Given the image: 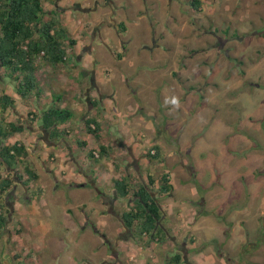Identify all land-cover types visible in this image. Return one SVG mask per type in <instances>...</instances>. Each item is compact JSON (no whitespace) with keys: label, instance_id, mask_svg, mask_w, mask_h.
I'll use <instances>...</instances> for the list:
<instances>
[{"label":"rangeland","instance_id":"rangeland-1","mask_svg":"<svg viewBox=\"0 0 264 264\" xmlns=\"http://www.w3.org/2000/svg\"><path fill=\"white\" fill-rule=\"evenodd\" d=\"M188 1L99 0L94 11H85L80 0H61L62 6L58 0L44 2L45 10L74 41L66 46L65 63L41 65L34 92L23 98L14 93L15 81L0 69V93L5 89L17 105H26L32 122L48 104L70 109L74 93L81 105L75 122L79 117L82 121L80 128L71 122L73 137L87 140L80 145L66 137L70 146L83 152L73 157L85 158L80 164L87 172L83 174H90L94 161L109 167L102 176L107 181L84 177L93 185H85L83 191L71 188V195L66 179L49 189L41 179L18 185L16 192L29 191L26 195L34 205L29 212L22 208L14 213L10 228L13 223L20 230L7 252L23 246L29 252L23 264L111 260L102 234L114 241L122 228L117 218L131 206V193L114 201L112 214L106 212L101 195L111 194L109 179L122 169L131 177L130 192L147 184L160 208L157 224L166 231L151 239L128 229L125 240L115 245L122 264H166L174 253L181 257L176 243H182L185 259L192 264H264V0H198V7ZM93 2L87 1L89 7ZM49 16L45 13L43 18ZM87 54L89 60L82 62ZM96 54L107 58L99 63ZM94 69L99 76L90 81L87 74ZM100 76H109V89L115 88L110 110L119 131L113 133V118L105 117L107 99ZM87 92L93 105L90 99L83 101L82 93ZM84 117L99 123L101 134L92 142ZM99 144L109 149L108 157H96ZM153 146L158 151L155 158L146 155L154 153ZM57 148L48 152L55 155ZM34 157L28 168L41 169ZM162 174L171 186L166 193L158 191ZM70 178L79 180L77 175ZM37 185L43 193L33 190ZM202 212L205 225L198 220ZM192 222L198 228L192 229ZM235 232L239 235L230 240ZM245 238L255 245L242 248ZM0 257L4 258L1 249Z\"/></svg>","mask_w":264,"mask_h":264},{"label":"trees","instance_id":"trees-1","mask_svg":"<svg viewBox=\"0 0 264 264\" xmlns=\"http://www.w3.org/2000/svg\"><path fill=\"white\" fill-rule=\"evenodd\" d=\"M53 0H0V69L6 71V76L15 81L14 93L21 98L34 92L37 85L36 71L41 65L50 64L52 66L65 63L66 46L74 43L73 39L67 38L66 32L57 19L53 17L51 11L45 10L44 2ZM192 7H198V0H189ZM45 13L48 18H43ZM121 28L122 25H121ZM89 103L93 105L91 100ZM14 99L7 93H0V167L10 170L17 162L27 155V150L23 144L17 141H7L14 133L24 129V121L16 118V122L3 121V113L7 109H12ZM26 121L31 123L32 119ZM70 117V112L65 107L47 105L39 111L37 119L38 125L47 132V139L56 140L59 136H64L65 132L59 128ZM84 128L92 136L98 137L99 123L93 118L84 117ZM84 145V143H79ZM154 153L148 151V157L158 156L156 146H153ZM108 150L104 145L97 146L96 157H108ZM92 151H88V156L92 157ZM5 170L6 173H8ZM24 180H20V175L15 173L13 177L0 175V194L6 192L12 186L13 178L19 180L21 184H26L36 178L35 172L28 167L23 169ZM167 176H160L158 191L166 193L171 186L167 183ZM150 178V177H149ZM148 178L147 183H150ZM25 181V183H24ZM131 177L129 175H118L111 180L112 187L119 197H126L131 206L127 211L120 214L122 223L130 229L135 225L133 232L138 235L146 233L149 238H155L156 232H160L157 221L160 218V208L157 200L147 189V184L140 183L130 192ZM7 209L0 211V227L6 219ZM163 236L166 231L161 230ZM190 240V239H189ZM166 264H183L179 254L174 253Z\"/></svg>","mask_w":264,"mask_h":264},{"label":"crops","instance_id":"crops-1","mask_svg":"<svg viewBox=\"0 0 264 264\" xmlns=\"http://www.w3.org/2000/svg\"><path fill=\"white\" fill-rule=\"evenodd\" d=\"M87 1H89V0H80V2H82V4L86 7L85 11H87V10L88 11L89 10L90 11H94V9L96 7H98L97 2L99 0H94L93 6L91 4L90 7H89V4L87 3ZM135 1L136 0H132L133 3ZM58 4H59L58 6H62L61 5V0H58ZM69 8H71V7H69ZM90 56H91L90 54L85 55L84 57L81 58V61L85 62V61L89 60L88 58H90ZM96 56L99 57V63H102L103 58H107L106 54L102 55V56H100L99 54L98 55L96 54ZM103 67H105V66H103ZM87 75H90L89 78H90V81H92L93 76H95V75L99 76V73L97 74L96 70L94 69V71H92L91 73L89 71ZM98 80H100V82H104L103 84L100 83V86H105L104 90H105L106 94L104 96H106V99H107V101L104 102V107L107 109L106 110L107 112L105 111V113L107 114V115H105V117L107 116V118H110V119L113 118V120L110 123V127H111L110 131H111V133L119 131V125L115 127L116 123H115V118L113 117L114 114L111 113V110H110V109H112V106H111L112 103L110 101H112V99H113L112 95L115 94V88L114 89H111V88L109 89V86L111 84L107 83V81L111 80V78L109 76H107V77H105V79H103V77L100 76ZM4 93H7L8 95H12V93H9L5 89H4ZM82 95H83V101H86L88 99H90L93 102L95 101V100H93L94 98H89L90 97V93H88V92L87 93H82ZM74 96H75L74 93L70 95V97L72 98L71 105H69L70 109H68V107H67V110L69 112H71V116H73L72 114H74V118H70L65 123L59 125V128L62 129L65 132V135L57 137L56 140H58L60 138L57 142H54V140L50 141V140L47 139V132L44 131L38 125V123L36 122L37 119H35V121H33L31 123L26 121V119L24 118V116H26V112H27L26 111L27 110V106L26 105H23V104L17 105L16 101H14V108L7 109L6 112L3 113L2 118H3L4 122H7V121L16 122L15 121L16 118H19L22 121H24V129L21 132L14 133L12 137L7 139V141L11 142V141L15 140L18 143L23 144V146L27 150V155L22 160V162H17L16 165H14L13 168H11L10 170H6V169L0 167V175L1 176L8 175V176L13 177V175L15 173H17V174L20 175V180L21 181L24 180L26 175L24 174L23 169L25 167H29L28 166L29 164L32 165V163H30L31 162L30 158L36 156L34 158L35 159L37 158V159L40 160L42 168L41 169H39V168L33 169V167H30L31 169L34 170V172L36 174V178L34 180H32V181H36V180H40L41 179L43 184H44V186L46 188H48V189L52 188L54 184H56L54 187H57L59 185V183L66 182L65 181V179H66L68 181V183H67V185H68V189H67L68 190V195H71V194H73L72 192H70L71 188L76 189L77 191L78 190L83 191L85 185H87V184L93 185V183H94V182H92L93 179H95V182L98 181V180L99 181L104 180V179H102V176H104L105 172H107L106 170L109 169V167H108V169L105 167L104 164H106V163H103V161L98 159L99 161H94L95 163H94L93 169L91 170V167L89 168L90 174H83L86 171H84L81 168L80 164L84 163L83 160L85 158H82L81 160L77 161L73 157L75 153H83V152L78 150V149L75 150L74 146H70L69 141H66V137L67 136H68V138H71L72 142L74 141V144H77V143L79 144L82 140L85 139V138H82V139H76L75 138L74 139V137H73V133H72V129H71V122H75L76 114L81 112V105L78 104L79 102H75L74 101ZM58 101L61 103V99H59ZM48 105H56L57 107H63L62 104H58V103L48 104ZM42 109L43 108H41L40 110H42ZM37 116H38V114H37ZM90 118H92V117H90ZM121 119H122V117H121ZM81 121L82 120L79 117L78 122L77 121L75 122V124L79 128H80V125H81ZM121 127H122V129H120V131L122 133L125 130V126L122 125ZM108 128H109V126H108ZM99 134H101L100 129H99L98 135ZM111 136H113V135H111ZM92 139H93V136L90 139H88V140L90 142H92L91 141ZM85 140H87V139H85ZM38 142H40L41 146H38ZM129 142H131V141H129ZM87 143H88V141H87ZM54 146L58 147L55 150V152H56L55 155H53L50 152H48V149H51ZM133 152H134V149H133ZM134 153L132 154V153L129 152V155L135 161L136 159L134 157ZM60 154L62 156L63 155H65V156L61 157ZM44 157H45V159H44ZM137 164H138V162L137 163L135 162V164H134V168L136 170H137V166H138ZM102 166H104V168ZM20 167H22V169H20ZM118 168H119L118 169L119 171L122 169L121 166H118ZM110 169H112V167H110ZM5 170L8 173H6ZM126 171H127L126 169H124V171L122 169L119 172L120 173L119 175H129V173H127ZM48 175L50 176V178H47ZM72 175L73 176L74 175L79 176V180H71L70 181V179H71L70 177ZM116 176H114V175L111 176L110 179H109V182H110L111 179L115 178ZM84 177L89 178V180H92L91 183H90V181H89V183H87L86 178H84ZM84 179H85V181H84ZM104 181H107V180L105 179ZM30 182L31 181H29V183ZM18 185L19 186L20 185L23 186L19 180H16V178H13L12 186L10 187V189H8L6 192L0 194V201H1V204H2V207L0 209L1 210L2 209H4V210L8 209L7 213L9 215V223H11L10 221L14 222L13 219H12L14 217V213H16L17 211H19L22 208H25L26 211L29 212L30 207H32L34 205V203L31 201V197L26 195V194L29 193V191H26L23 195H19L18 192H16V189H17ZM110 186H111V191H110L111 194H109V196H107V194H105L104 196H106L107 198H110V200L114 203V201H117L119 199V196H116V197L113 196L112 191L114 192V189L112 187V184ZM42 188H43L42 185H37V186H35L33 188V190L34 191H38L39 194H40V193H43V191H44ZM113 203H112V205H114ZM101 219H103V218H101ZM190 220H192V219H190ZM198 220H199V224H201V225H205V224L208 223V220L205 219V217L203 215V212H202V214L199 213ZM104 222H105L104 220H101L102 226L104 225ZM9 223L6 226V228H8L7 231L6 230L0 231V244H3L5 246V248H8V246H10V243L15 239L14 238L15 232L18 233L19 230H20V227H15L13 225V223H12V227L10 228V224ZM192 223H193V225L191 227L192 229L198 228V224H196L195 222H192ZM77 225L79 226V224H77ZM73 230H74V225H73ZM207 234L212 236L213 232H208ZM238 235L239 234H237V232H235L234 234L230 235L229 238H230V240H232V239L235 238V236H238ZM18 240H19V242H21L20 239H18ZM28 240L30 241L31 239L29 238ZM5 252H7V251H5ZM101 253L103 255V251ZM8 255L11 256V257L13 256L11 258V260L8 261L6 256L4 258L0 257V264H23L21 262V260H22L23 257L29 256V252H27V250H25V248H23V246H22V247H20V249L18 251H16L15 249L14 250H10L8 252ZM21 255H23V256L21 257ZM183 255L185 257L184 253H183ZM209 261H211V260H209Z\"/></svg>","mask_w":264,"mask_h":264},{"label":"flooded vegetation","instance_id":"flooded-vegetation-1","mask_svg":"<svg viewBox=\"0 0 264 264\" xmlns=\"http://www.w3.org/2000/svg\"><path fill=\"white\" fill-rule=\"evenodd\" d=\"M97 191H99V190H97L96 189V192ZM100 195H101V191H100V193H99ZM105 195V194H104ZM103 194L101 195V196H103V197H105V198H102L103 199V203H104V207H105V209H106V212L107 213H114V211L112 210V209H110V208H112V201L110 200V198H107L106 196H104ZM114 195V194H113ZM107 196H109V195H107ZM7 208V207H6ZM0 211H1V209H0ZM7 212H8V209H7ZM7 215H8V213H6ZM121 214V213H120ZM120 214H119V217L117 218V220H118V223H119V225H121L122 226V228H121V230L120 231H117L115 234H114V236H113V240L114 241H112V242H110L108 239H106V236H104V234H102L103 235V241L105 242V248H106V252H104V254L106 253V254H108L110 257H111V260H109V261H106V260H104L103 262L104 263H106V264H122V262H121V260H120V255H119V253H118V251H117V249H115V245L117 244V242L118 241H122V240H125L124 238V233H126L127 232V230H128V228L127 227H125V225L122 223V221H121V219H120ZM6 215V219H5V221L3 222V224H2V226L0 227V231H2V230H6L7 231V229L8 228H6V226L8 225V223H9V218H8V216ZM159 227V226H158ZM160 228V227H159ZM96 229V228H95ZM131 229V234L132 233H134L133 232V228L131 227L130 228ZM129 229V230H130ZM103 232V231H102ZM130 232V231H129ZM102 237V236H101ZM250 244L251 245H255V243H252L251 241H249V239L248 238H245L244 239V242L241 244V246H242V248H247L248 246H250ZM2 247L0 248L1 249V253L4 255V257L6 256V258H7V260L8 261H10L11 260V258L13 257H11V256H9L8 255V252H5V251H7V248H5V246L3 245V244H0ZM175 246L177 247V249H179L180 250V252H182V254H181V259H182V261L184 262V263H186V264H192V263H190V262H188L186 259H185V257H184V255H183V248H182V243H181V246H180V244L178 245L177 243L175 244ZM179 247V248H178Z\"/></svg>","mask_w":264,"mask_h":264},{"label":"clouds","instance_id":"clouds-1","mask_svg":"<svg viewBox=\"0 0 264 264\" xmlns=\"http://www.w3.org/2000/svg\"><path fill=\"white\" fill-rule=\"evenodd\" d=\"M173 103H175V101H173ZM96 189V188H95Z\"/></svg>","mask_w":264,"mask_h":264},{"label":"water","instance_id":"water-1","mask_svg":"<svg viewBox=\"0 0 264 264\" xmlns=\"http://www.w3.org/2000/svg\"><path fill=\"white\" fill-rule=\"evenodd\" d=\"M91 183V182H90Z\"/></svg>","mask_w":264,"mask_h":264}]
</instances>
